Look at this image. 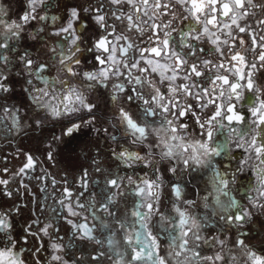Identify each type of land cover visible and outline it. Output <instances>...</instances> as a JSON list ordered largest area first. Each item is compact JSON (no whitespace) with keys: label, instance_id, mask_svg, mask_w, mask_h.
Instances as JSON below:
<instances>
[{"label":"snow or ice","instance_id":"6c2138e0","mask_svg":"<svg viewBox=\"0 0 264 264\" xmlns=\"http://www.w3.org/2000/svg\"><path fill=\"white\" fill-rule=\"evenodd\" d=\"M104 3L101 0L96 7L70 9L67 20L51 31L42 25L28 32L26 28L33 22H57L59 18L49 17L46 11L50 0H26V9L17 19L8 18L7 9L0 5V98L12 91L9 78L18 69L17 76L28 77L26 84L31 87L25 91L32 105L43 110L46 118L61 122V136L74 137L82 127L95 124L94 115L81 118L80 123L73 119L81 113L95 112L97 106L86 93L97 86L110 85L113 104L123 94L127 101L140 102L139 116L120 107L117 119L122 135L132 145L144 149L141 154L121 145L120 151L113 150L112 155L125 168H150L152 177L147 172L143 176L135 173L121 176L101 169L100 162L94 160L97 172L107 171L103 186L99 180L91 182L99 191L88 193L85 203L83 198L89 187L87 171L79 178V192L65 179L61 196L53 197L58 207L48 206L49 217L38 231H32V224H40L39 218L26 226L24 243L28 236L39 240L49 237L50 229L57 231L56 221L60 217L56 213L63 210V221L70 226L73 238L92 242L100 249L105 247V242L107 245V251L97 250L90 257L74 258L72 264H103L106 256L111 259L109 253L119 258L113 264L133 261L137 264H264V253L241 238L243 233L231 247L219 235L206 236L205 229L213 222L207 214L195 211L197 201L184 197L182 185L171 186L174 197L171 214L160 208L161 172L165 170L162 165L166 163V171L173 174L204 169L211 175L210 190L200 197L203 208L213 207L212 215L225 224L242 226L250 220L251 212L232 197V185L249 161H253L251 168L256 183L246 198L252 208L264 209V140L259 139L264 137V87L255 80L256 73L264 70V15H258L264 14V4L257 0H106L110 7L105 11ZM82 12L91 13L92 21L101 30L90 41L84 36L87 28L81 31ZM254 17V23L248 22ZM177 20L191 21L189 30L174 27ZM173 33L179 35L178 41L173 40ZM25 38L37 42L38 55H33ZM204 43L209 46L202 47ZM84 52L94 53L95 64L91 69H82ZM249 92L254 99L250 107H245ZM189 98L200 102L201 109L211 107V114L201 120L192 112L193 106L186 103ZM20 111L16 105L0 104V124L10 117L9 131L22 130ZM190 112L200 129L198 138L191 136L188 124L182 122ZM34 122L42 123L39 119ZM237 125L246 127L241 129ZM221 128L227 129L230 143H216L214 132ZM95 130L108 134L106 128ZM61 136L54 135L53 139L59 141ZM110 138L114 142L118 140L116 135ZM233 146L247 155L229 174L217 167L215 158L229 153ZM24 158L22 166L10 178L0 177V194L11 198L12 181L36 171L38 159L30 153H24ZM47 158L54 159L51 150ZM0 171L7 173L9 169ZM42 172L40 176L29 177L40 182L41 192L48 191L46 181L53 187L61 183L49 179L47 171ZM20 187L28 190L23 182ZM126 195L136 197V201L130 212L126 210L118 215L115 205ZM19 210V206L8 212L0 210V264H26L23 258L26 251L35 264H42L39 256L44 244L34 249L18 248V241L11 235L10 213ZM98 210L105 216H100ZM85 213H91L92 221H98L101 230H108L107 237H97V225L90 224ZM154 227L167 234L164 254L160 251L163 241L153 231ZM61 240L57 236L48 244L52 251L46 264H69L62 254L66 246ZM121 244L126 245L125 251L120 250ZM205 247L211 254L205 253ZM127 249H131L132 255L126 260Z\"/></svg>","mask_w":264,"mask_h":264},{"label":"flooded vegetation","instance_id":"af4514ba","mask_svg":"<svg viewBox=\"0 0 264 264\" xmlns=\"http://www.w3.org/2000/svg\"><path fill=\"white\" fill-rule=\"evenodd\" d=\"M100 2L101 0H50V7H48L46 11L49 17L52 15L57 16L59 18L57 22L55 24H53L51 20L47 22H33V25H29L26 28V32L34 31L35 28L41 27L42 25H46L48 30L51 31L54 27L63 24L67 20L70 9L74 7L80 9L85 6L96 7ZM257 2L264 4V0H257ZM0 5H3L7 9L8 18L17 19L26 9V0H0ZM109 7L110 6L107 5L105 0V11H108ZM81 17L82 19L80 23L83 25L81 31L84 32V28H87V31L84 32V36L86 40L90 41L91 39H94L95 36L99 35L101 30L92 21L91 13L82 12ZM255 19V17L251 18L248 22L254 23ZM109 22H112L111 18H109ZM191 23V21L181 22L177 20L174 27L182 29L183 31H188ZM173 40H179V35L177 33H173ZM25 43L31 46L34 56L40 53V48L36 46V41L27 40V38H25ZM176 46L178 47V43ZM201 46L207 48L209 45L204 43ZM93 56L94 53L90 52H84L82 54V69L92 68L95 64ZM39 58L44 59L43 56H39ZM249 58H251V54H249ZM16 71H18V69H16ZM15 79H20L21 84H15V86L14 84H9L12 91L6 93L9 96L3 103L10 106L16 105L21 109L19 115L22 118L21 123L23 127L20 131L14 129L9 131V128H11L10 117L6 118L5 121L0 124V169H9V172L7 173L0 171V177L5 179L10 178L24 163V153H30L33 157L38 159L36 171L29 172L27 176H17L9 185L14 191V195L11 198L0 194V210L8 212L9 209H13L14 206H19L20 208L18 213L15 211L10 213V222L12 224L11 235L18 241L17 247L34 249L38 244H44L45 247L39 256L42 264H46L52 251L48 247V244L51 240H55L57 236L62 238L60 242L66 246L65 251L62 254L65 256V259L69 261V264H72L74 258L78 260L81 256L90 257L91 255H95L97 250L107 251L106 242L105 247L100 249L99 246L92 242L81 241L78 237L73 238L70 226L63 221V216L65 215L63 210L57 211L56 215L60 217V219H57L56 221L57 231H52L50 229L49 237H42L38 240L36 237L28 236L27 243H24L22 238L25 236L26 226L31 224L34 219L39 218L40 224H32L33 232L38 231V229L43 226L49 217L48 206L58 207V205H55L53 197L55 196L56 198H59L61 196L63 181L65 179L68 180L69 186L72 187L74 191L79 192L81 191L78 187L79 178L83 171H87L89 187L83 198V202L85 203L87 202L88 193L99 191L98 186L91 182L99 180L101 182L100 186H103V179L104 176L107 175V171L97 172V165L93 163L94 160L100 162L99 167L101 169L115 171L121 176L133 175L134 173L143 176L145 172H147L149 177H152V170L150 168L145 169L143 166H136L134 169L125 168L123 165H120L119 161H117L112 155L113 150L117 152L120 151L121 145L139 150L141 151V154H144L143 146L132 145L128 138L122 135V130L117 119L118 109L120 107H124L129 112L139 116L141 110L140 102L127 101L126 94H123L118 102L113 104L110 99L111 86L109 85L108 88L97 86L95 89L86 93L89 100L97 106L95 112L93 114L85 112L81 113L80 117H73V119L80 123L81 118L87 119L89 115H94V126L82 127L76 132L74 137H63L61 136V122L46 118L47 114L43 110L36 109L35 106L32 105L29 93L25 91L26 88L31 87L26 84L28 77L21 74L19 76L16 75ZM255 80L258 85L264 87V70L256 73ZM246 95L247 102L245 107H250L254 97L251 92ZM186 103L193 106L192 112L198 114L201 120L207 118L212 112L211 107L201 109L199 107L200 102L197 100L189 98ZM37 119L42 121L40 125L35 124L34 121ZM66 122L67 121H64V123ZM182 122L188 124V133L194 138H198L197 134L200 129L195 122V116L191 112L186 117L182 118ZM113 125H116V127H113ZM236 127L243 129L246 125H237ZM105 128L108 129L107 135L103 131L95 130ZM54 135L61 136V139L59 141L54 140ZM111 135H116L118 140L115 142L112 141L110 138ZM214 136L217 144L230 143L227 129L221 128L220 130L215 131ZM259 139L264 140V137H260ZM69 144H71V146ZM49 150H51L54 155V159L51 161L47 158ZM61 155H63L64 158ZM246 155L247 154L242 149L233 146L229 153H222L221 156L215 158L216 165L221 171L227 170V172L231 174L232 171L240 166ZM67 156L69 159L65 158ZM252 163L253 161H249V165L245 167V170L238 174L236 184L232 185L231 195L239 201L241 206L251 212L253 219L251 217L248 222L252 223L254 225L253 227H256V229H261L258 224L260 216H264V209L252 208L248 204L246 198V194H251V190L256 183L255 173L251 168ZM161 167L165 169L161 172L163 178L162 198L160 203L161 211L166 214H171V204L174 199L171 193V186L174 184H180L184 189V197L186 199L197 201L195 211L200 215L207 214L213 222L211 227L205 229L204 234L206 236L211 238V236L219 235L222 239L228 240L229 246L231 247L232 242L235 241L236 237L243 233L244 235L241 236V238L246 239L247 243L257 251L264 253V235L262 233L264 229L260 231L261 235L258 234L257 231H250L246 228V223L240 227L225 224L223 221H220L218 217L212 215L213 207H209L208 209L203 208L200 197L206 195L207 191L210 190V172L201 169L197 172L178 171L177 174H173L166 171V163ZM42 170L47 171L49 179L55 178L61 183L53 187L46 181L45 186L48 188V191L41 192L40 182L36 179H30L29 177L42 175ZM21 182L28 185V190L20 187ZM45 197H47L46 200ZM222 199L226 200L227 198L222 197ZM42 201L43 203H41ZM97 201H99V197H97ZM135 201L136 197L131 195L119 198L117 205H115L117 214L122 215L126 210L130 212ZM209 204H212L211 198H209ZM41 208H43V211H41ZM85 214L89 216L88 222L90 224L96 223L97 227L95 229V234L97 237L100 239L107 237L109 234L108 230H101L99 228V222L92 221L91 213ZM98 214L102 217L105 216L102 210H98ZM105 219L111 220V217H105ZM129 220L131 221V217H129ZM153 223L155 225V220ZM137 228L139 229V225H137ZM153 231L158 232L163 241L160 251L161 254H164V251L167 249V234L160 231L158 227H154ZM117 238H119V236ZM69 243L74 246L68 248L67 245ZM125 249L126 245L121 244L120 250L125 251ZM204 251L207 254H211V251L206 247L204 248ZM131 255V249H127L125 259H130ZM109 256H111V259L106 256L103 264H113L114 260L119 259L111 253H109ZM23 258L25 259L26 264H35V260L29 252H24ZM132 264H137V262L133 261Z\"/></svg>","mask_w":264,"mask_h":264},{"label":"rangeland","instance_id":"374dc122","mask_svg":"<svg viewBox=\"0 0 264 264\" xmlns=\"http://www.w3.org/2000/svg\"><path fill=\"white\" fill-rule=\"evenodd\" d=\"M15 76H16V69H14L12 71V73L10 75V78H9V82H8L9 84H14V86H15V84H21V82H20L21 80L20 79H15ZM8 96H9L8 94H5L3 98H0V103L3 104V102L6 101V99L8 98ZM69 145L71 146V144H69ZM61 156L64 158L63 155H61ZM65 158H68L69 159L68 156L65 157ZM252 219H253V217H252ZM253 226L254 225L252 223H249V222L246 223V228H248L250 231H257L258 234H261L260 231L264 229V216H260V218H259V224H258V226H260L261 229H256V227H253ZM262 233L264 235V231Z\"/></svg>","mask_w":264,"mask_h":264}]
</instances>
